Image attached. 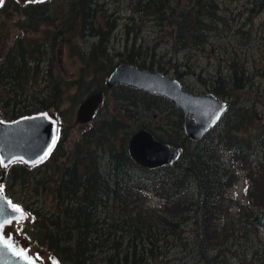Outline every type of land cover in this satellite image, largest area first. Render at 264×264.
Instances as JSON below:
<instances>
[{
  "label": "trees",
  "instance_id": "trees-1",
  "mask_svg": "<svg viewBox=\"0 0 264 264\" xmlns=\"http://www.w3.org/2000/svg\"><path fill=\"white\" fill-rule=\"evenodd\" d=\"M124 1L132 14L148 18L155 27L167 25L178 50L213 47L212 33L231 30L232 21L252 23L262 17L264 26V0ZM52 2L56 3L54 13ZM101 4L99 0H0V14L17 12L24 19L17 22L23 34L1 54L0 93L6 97L0 95L1 118L15 120L48 109L60 114L63 92L74 89L78 97L104 87L97 84L94 74L92 79L87 75L65 81L51 70L55 38L72 32L76 37H95L92 50L107 44L116 19L99 16ZM232 5L240 12H233ZM97 17L101 21L96 22ZM42 25L51 28L42 40L33 42L24 37L28 30L38 31ZM235 32L243 39L252 36L243 29ZM67 37L69 43L70 35ZM71 48L85 62L90 61L85 48L75 44ZM134 51L132 48L131 55ZM137 51L139 55L140 49ZM125 59L151 68L142 57L137 62L132 56ZM233 67V75L241 76L242 66L230 64ZM112 69L113 65L107 67L103 75ZM243 86L239 83L237 89ZM235 87L232 78L220 76L215 80L211 92L228 99L221 119L201 139L180 141L181 156L172 165L155 170L137 166L126 152L125 140L114 150L113 133L110 136L95 126L65 150L68 128L61 125L64 119L58 120L55 115L60 131L49 157L41 162L49 173L42 174L37 163L0 162V186L9 200L30 215L28 223L18 225L20 240L37 255H47L59 264H264L263 245L261 252H249L253 255L250 260L245 259L242 247L250 241L255 244L252 237L259 244L264 242V161L253 151L251 141L240 135L255 114L239 102ZM124 92L127 94L121 99L130 101L121 111H129L128 106L136 101L146 109L175 107L158 95L129 87ZM224 153L230 157L224 158ZM66 156L67 160L60 162ZM246 162L263 168L259 175L263 193L248 188L251 167H245ZM246 176L247 193L242 201L235 202L228 191L238 187V180ZM41 189L48 193H40ZM48 195L50 205L46 204ZM151 197L158 203L152 204ZM232 209L234 214L230 213ZM248 229L251 236L246 234Z\"/></svg>",
  "mask_w": 264,
  "mask_h": 264
},
{
  "label": "rangeland",
  "instance_id": "rangeland-1",
  "mask_svg": "<svg viewBox=\"0 0 264 264\" xmlns=\"http://www.w3.org/2000/svg\"><path fill=\"white\" fill-rule=\"evenodd\" d=\"M18 1L36 3L43 0ZM99 1H102L101 6L98 8L99 16L107 15L111 20H114V17L116 19L113 22L114 26L110 32L109 41L103 47L92 50V46L97 42V39L92 36L76 37L75 34L70 32L69 43L65 41L69 35L63 38L58 37L53 39V55L56 57V60L53 59L52 62H55L51 70L54 75H58V77L65 81H71L78 76L86 77L87 75V78L92 79V75L94 74V79L98 84L107 78V75H103L107 67L113 65L114 68L116 64L126 62V59L124 61V57L128 58L132 56V59H136L135 62L140 61V57H142L146 63H151V68L145 67V69L156 70L166 76L177 78L181 81L183 88L193 94L211 92L212 85L220 76L223 79L232 78L236 83V91L234 93L238 96L239 102L247 106V108H250L249 110L253 111L255 114L254 119L252 120L250 118V123L240 135L251 141L250 146H252L253 151L259 159L264 161V40H262L264 38V26L262 25V17L255 18L252 23L243 22L242 24L239 21L229 22L231 30L222 29V34L221 30H218L217 33H212L214 46L211 48L210 46H206L204 50H178L173 45L174 39L171 38L167 25H164L165 28L159 29V27L152 25L148 18L132 14L131 10L127 8V4L124 0ZM55 5L56 3H51L53 13L55 12ZM232 8L234 10L233 12H240V9L235 5H232ZM117 11L119 12L117 13ZM18 21H24V19L17 12L0 14V59H2L1 54L9 47L11 41L15 39L16 36L18 37V35L21 36L23 34L19 31V25H17ZM98 21L101 20L97 17L96 22ZM23 25L25 26L24 22ZM52 25L53 24H51V27ZM236 29L249 31L252 35L251 38L248 37L243 39L241 35H236ZM49 30H51V28L42 25L38 31L32 29L28 30L24 37L30 38L33 42L39 41L45 37V31ZM71 44H75L81 47V49L85 48L84 53L90 58L91 62H85L78 51L71 52ZM132 48L135 50L133 55H131ZM138 49H140L139 55L135 54L138 52ZM145 51H147V53ZM92 60L95 62V65L92 63ZM84 62L86 67L81 70V67L85 66V64H83ZM232 63H237L242 66L243 73H241V76L233 75L234 67L233 69L230 68V64ZM95 66L99 68V71H97ZM177 72H179V75ZM239 83L244 85L242 89H237V84ZM229 84L230 86L232 85V83ZM40 85H42V83ZM105 94V99L103 100L100 110L95 115L92 122L84 126L76 124L75 118L80 102L87 95L83 94L75 97L74 89H71L67 94L63 92L64 99H62V105L59 108L62 110V113L59 114L53 109L39 111V113L46 112L47 116L55 121V137H57L60 131V124L57 118L58 120L64 119L65 122H68H61V125L68 128L66 142L64 143L65 150L69 151L72 143L76 141L83 132L91 129L92 126H95L96 129H103V131L107 132L110 136H112L113 133L112 144L114 145V150L118 149L123 140L126 142L127 137L138 128L135 126V123L138 122L136 116L138 115L139 117L146 114L145 105H143L141 101H136L135 104L128 106L129 112H122L121 107L130 101L129 98L121 99L125 96V93L124 96H122L119 92L112 90ZM0 95L6 98L4 93H0ZM0 113H2L1 104ZM168 113V109L161 112L156 111V118L150 113L146 124L152 128L162 127L163 130H169L173 126L171 123H176V118ZM3 114L5 115L4 112ZM8 118L10 119L11 117ZM0 119L10 122L14 121L1 118V116ZM178 129L179 125L177 123L176 130ZM50 151L51 150L46 152L35 162L26 164L32 165L37 163L42 174L45 172L49 173L45 167L42 166L41 162L49 157ZM223 155L226 159L230 157L226 153ZM253 157H255V155ZM66 160L67 156L63 157L60 162ZM255 164L257 163H245V167L248 165L251 167L248 172V176L251 179L248 181V188L250 187L251 190V187H255V191L258 190L259 193H263V185L259 178L263 168ZM135 175L143 176L139 173ZM53 177H55V175H53ZM246 180L247 176L242 181L241 179L238 180V187L236 186V188H231L228 191L233 201L237 202L243 200L244 193H247L245 192V185H247ZM16 188H18V186L14 187L13 191ZM40 193L48 192H46L45 189H41ZM18 194L19 193H16V195ZM245 199L243 201L244 204H246ZM50 200L51 197L48 195L46 204L50 205ZM11 202L14 206L21 208V210L18 217L8 220L1 226L0 232L2 238L6 240L16 252H23L24 255L32 259L35 264H55L56 260H53L47 255H37L34 249L20 240L19 235L16 234L18 225L28 223L30 215L27 214L19 204L13 201ZM27 203L30 204L31 200ZM151 203L157 204L158 199L156 197H151ZM230 213L234 214L235 210H230ZM246 234L251 236V231L248 229ZM252 239L256 242L255 244L253 241H250L249 244H242V247L246 250V255H244L245 259L248 260L253 258V255L249 253L250 251H260L261 246L263 245L264 247V242H261L263 244H259L260 242L254 237H252ZM261 251L264 253L263 248ZM232 264L235 263L232 261Z\"/></svg>",
  "mask_w": 264,
  "mask_h": 264
},
{
  "label": "water",
  "instance_id": "water-1",
  "mask_svg": "<svg viewBox=\"0 0 264 264\" xmlns=\"http://www.w3.org/2000/svg\"><path fill=\"white\" fill-rule=\"evenodd\" d=\"M115 84H125L170 100L183 111L185 117L183 129L191 141L200 139L217 125L227 109V102L212 92L189 93L178 79L133 64L121 63L110 72L106 86L110 88ZM102 98V92L87 95L78 106L75 122L82 124L90 122ZM55 129V122L45 113L25 116L11 122L0 120V162L3 165L16 159L26 163L35 162L51 149ZM127 151L138 165L149 170L173 163L181 153L178 146L157 141L144 129L133 133ZM20 210L11 203L0 187V226L18 217ZM0 264L33 263L22 253L14 252L0 238Z\"/></svg>",
  "mask_w": 264,
  "mask_h": 264
},
{
  "label": "flooded vegetation",
  "instance_id": "flooded-vegetation-1",
  "mask_svg": "<svg viewBox=\"0 0 264 264\" xmlns=\"http://www.w3.org/2000/svg\"><path fill=\"white\" fill-rule=\"evenodd\" d=\"M54 60H56V57L54 58ZM55 62V61H54ZM51 63V69L53 68V63ZM134 65V64H133ZM58 75H55V77H57ZM106 78L103 80V82L100 83V85L102 86L103 84V88L100 90H95V91H92V93L94 92H102L103 93V100L105 98V93L108 92V91H112V90H115L116 92H119V94H122V96H124V93L125 95L127 94L126 92H124V90L126 89V87H129V88H132V89H135V90H140V89H136V88H133V87H130V86H127L125 84H115L113 85L112 87L110 88H107L106 86ZM181 83V81H180ZM182 84V83H181ZM186 90V89H185ZM140 91H143V90H140ZM143 93H146V94H149L151 95L152 93H149V92H146V91H143ZM166 99V98H165ZM103 100L101 101V103L98 105L97 109L95 110V113L93 115V118L92 120L94 119L95 115L98 113V111L100 110L101 108V105L103 103ZM168 100V99H167ZM171 102V101H170ZM81 103V102H80ZM172 103V102H171ZM177 109H176V108ZM174 108L172 109H168V114L172 115L174 118H176V123H171L173 126L172 128H170L169 130H163L162 127H155V128H152L150 126H148L146 123H147V119L149 118V115L150 113H152V116L154 118L157 117L156 115V111H163L164 109L160 110V109H155V108H152V109H145V115H141L138 117V115L136 116L137 117V123H135V126H137L138 128L133 131L126 139V145H125V149H126V152L128 154V151H127V145H128V142H129V139L131 138V136L133 135V133H135L136 131L138 130H141V129H144L146 131H148L149 133L152 134L153 138L157 141H160V142H163V143H167V144H170V145H173V146H178L181 150V153H182V148H181V144H179V142L181 141H186L187 139L190 140L187 135L185 134L184 132V129H183V124H184V121H185V117H184V113L183 111L178 108L177 106H175ZM123 112V111H122ZM125 112H129V111H125ZM140 115V114H139ZM92 120L90 122H87V123H76L80 126H84L86 124H90L92 122ZM174 120V121H175ZM179 125V129L176 130V125ZM81 128V127H80ZM202 138V137H201ZM200 138V139H201ZM191 141V140H190ZM181 153H180V156H181ZM129 155V154H128ZM130 157V156H129ZM131 158V157H130ZM132 159V158H131ZM133 160V159H132ZM134 161V160H133ZM175 162V161H174ZM173 162V163H174ZM173 163L169 164V165H172ZM136 164V163H135ZM137 166L141 167L140 165L136 164ZM167 165V166H169ZM143 168V167H142ZM145 169V168H143ZM145 170H148V169H145Z\"/></svg>",
  "mask_w": 264,
  "mask_h": 264
},
{
  "label": "snow or ice",
  "instance_id": "snow-or-ice-1",
  "mask_svg": "<svg viewBox=\"0 0 264 264\" xmlns=\"http://www.w3.org/2000/svg\"><path fill=\"white\" fill-rule=\"evenodd\" d=\"M18 210V209H17Z\"/></svg>",
  "mask_w": 264,
  "mask_h": 264
}]
</instances>
